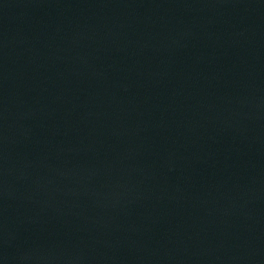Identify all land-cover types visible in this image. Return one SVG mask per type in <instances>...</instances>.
Listing matches in <instances>:
<instances>
[{
  "label": "water",
  "instance_id": "obj_1",
  "mask_svg": "<svg viewBox=\"0 0 264 264\" xmlns=\"http://www.w3.org/2000/svg\"><path fill=\"white\" fill-rule=\"evenodd\" d=\"M0 264H264V0H0Z\"/></svg>",
  "mask_w": 264,
  "mask_h": 264
}]
</instances>
